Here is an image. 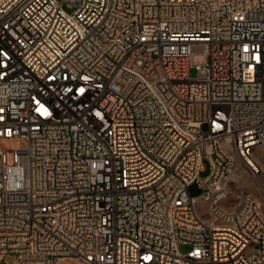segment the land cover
Listing matches in <instances>:
<instances>
[{"label":"built area","instance_id":"1","mask_svg":"<svg viewBox=\"0 0 264 264\" xmlns=\"http://www.w3.org/2000/svg\"><path fill=\"white\" fill-rule=\"evenodd\" d=\"M261 157L264 0H0V264H264Z\"/></svg>","mask_w":264,"mask_h":264},{"label":"rangeland","instance_id":"2","mask_svg":"<svg viewBox=\"0 0 264 264\" xmlns=\"http://www.w3.org/2000/svg\"><path fill=\"white\" fill-rule=\"evenodd\" d=\"M192 76H196V72L195 70L192 71ZM22 145H25V141L19 138H13L10 140H5L1 142V146L4 149H18L20 148ZM260 164L262 166V169L264 170L263 166H264V157L260 158ZM211 173V169H210V164L206 161L205 162V171L203 173H201V178H206L210 175ZM261 179L264 181V174L262 175ZM228 189L237 192L238 190H242V189H246L254 194H256L259 197H262V195L258 192L257 190V181L251 177H245L242 180H235L232 181L228 184L227 186ZM191 193L196 196L199 194V190L197 188L196 185H193L191 187ZM2 264H5V262H3Z\"/></svg>","mask_w":264,"mask_h":264},{"label":"bare ground","instance_id":"3","mask_svg":"<svg viewBox=\"0 0 264 264\" xmlns=\"http://www.w3.org/2000/svg\"><path fill=\"white\" fill-rule=\"evenodd\" d=\"M263 168H264V166H263Z\"/></svg>","mask_w":264,"mask_h":264}]
</instances>
